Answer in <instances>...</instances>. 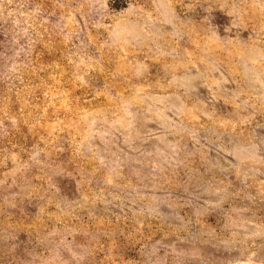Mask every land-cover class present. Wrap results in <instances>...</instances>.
I'll return each mask as SVG.
<instances>
[{
	"label": "rangeland",
	"instance_id": "1",
	"mask_svg": "<svg viewBox=\"0 0 264 264\" xmlns=\"http://www.w3.org/2000/svg\"><path fill=\"white\" fill-rule=\"evenodd\" d=\"M0 264H264V0H0Z\"/></svg>",
	"mask_w": 264,
	"mask_h": 264
}]
</instances>
